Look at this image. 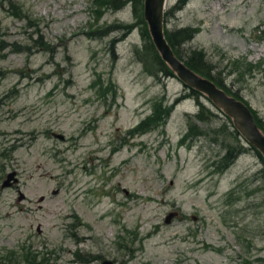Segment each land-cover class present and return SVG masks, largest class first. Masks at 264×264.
Returning a JSON list of instances; mask_svg holds the SVG:
<instances>
[{
    "label": "rangeland",
    "instance_id": "1",
    "mask_svg": "<svg viewBox=\"0 0 264 264\" xmlns=\"http://www.w3.org/2000/svg\"><path fill=\"white\" fill-rule=\"evenodd\" d=\"M164 20L264 123V0H168ZM139 23L131 0H0V178L26 196L0 189V264H264L263 156Z\"/></svg>",
    "mask_w": 264,
    "mask_h": 264
},
{
    "label": "water",
    "instance_id": "2",
    "mask_svg": "<svg viewBox=\"0 0 264 264\" xmlns=\"http://www.w3.org/2000/svg\"><path fill=\"white\" fill-rule=\"evenodd\" d=\"M167 4L168 0H143V19L147 25L151 42L160 58L179 80L206 96L215 107L230 117L235 129L264 158V132L258 126L250 106L236 96L228 94L212 79L190 68L172 49L164 31ZM52 134L61 140L65 138L62 134ZM12 175L8 176L7 182L4 181L3 187L10 185L9 180ZM56 192L57 190L53 191V193ZM177 215V211L168 212L164 220L165 223H169ZM37 231L40 232L39 227ZM101 263L114 264L111 259H104Z\"/></svg>",
    "mask_w": 264,
    "mask_h": 264
},
{
    "label": "trees",
    "instance_id": "3",
    "mask_svg": "<svg viewBox=\"0 0 264 264\" xmlns=\"http://www.w3.org/2000/svg\"><path fill=\"white\" fill-rule=\"evenodd\" d=\"M117 1H119V0H96L97 4H100V5L104 4L105 6L114 5L115 2H117ZM131 1L133 2V6H134V14H136L137 18H139V22H140L139 24H141V33H142V35L147 40H149L150 44L152 45L153 50H154L155 55H156V59L159 61V64L162 65L165 74L173 76V72L162 61V59L160 58L158 52L155 50V47H154L153 43L151 42V38L149 36L147 27L145 26V21L143 19V0H131ZM164 31H165V36H166L167 41L171 45V47L174 50V52L178 55V57L183 59L184 62L190 68H192L193 70H195L199 74L212 79L219 87L223 88L224 90H226L227 93L230 94L229 89H227L225 87V85L222 82V80L218 79V77L213 75L212 69L210 67V64L206 61V59L204 57V54L201 51L191 52V53L186 54L185 56L180 54L179 44L181 42H185V40L191 39L194 36V34H195V30L194 29L188 28V29L181 30V31L169 32L165 28ZM191 91L193 93L196 92L194 89L192 90V88H191ZM112 92L115 95L116 94V89L113 88ZM230 95H234L237 98L243 100L237 94H230ZM171 110H172L171 107H165L164 109H161V107H159V110H157L156 113L153 112V114H151L149 116L148 120H144V121L141 122V126H144L145 124L150 123V121H153L156 125L164 123L167 120V117L169 116ZM252 113L254 114V117H255V120H256L258 126L260 127V129H262L264 131V123L256 116L254 111H252Z\"/></svg>",
    "mask_w": 264,
    "mask_h": 264
},
{
    "label": "flooded vegetation",
    "instance_id": "4",
    "mask_svg": "<svg viewBox=\"0 0 264 264\" xmlns=\"http://www.w3.org/2000/svg\"><path fill=\"white\" fill-rule=\"evenodd\" d=\"M3 135H6V134H4L3 133ZM16 142H18V140H16ZM2 149H3V154H5L6 155V153H10V152H12L13 150H15L16 149V145L15 144H11V145H9V146H7V140H5L4 142H3V147H2ZM9 155V154H8ZM1 169H2V165H0V172H1ZM11 173H9V174H6L5 175V180L4 179H2V178H0V180H1V182L4 184V181H8V176L11 174H14V175H12V177L10 178V180H9V183H10V185H8V186H5V187H7V189H12V186H14L15 188V191H16V193H17V195H18V197L16 198V202L17 203H19L20 201L19 200H21V201H26V196L24 195V193H22L21 192V190L19 189V187L22 185V183L20 182V180H21V178H20V172L18 171V170H16V169H13L12 171H10ZM32 176V175H31ZM31 176H29V177H31ZM1 183V184H2ZM5 187H3L2 185H1V188L0 189H4ZM57 190V192L56 193H53V194H58V192H59V190L58 189H56ZM55 191V190H54ZM21 197V198H20ZM40 198H41V200H40ZM44 200H45V195H41L39 198H38V201H40V202H44ZM40 233V232H39ZM83 252H82V250H76V251H73V254H75L77 257H79L81 254H82ZM115 263V262H114Z\"/></svg>",
    "mask_w": 264,
    "mask_h": 264
}]
</instances>
